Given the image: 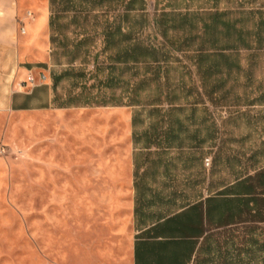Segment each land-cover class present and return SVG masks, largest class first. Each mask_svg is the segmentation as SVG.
Instances as JSON below:
<instances>
[{"label":"trees","instance_id":"16d2710c","mask_svg":"<svg viewBox=\"0 0 264 264\" xmlns=\"http://www.w3.org/2000/svg\"><path fill=\"white\" fill-rule=\"evenodd\" d=\"M50 1L55 64H96L89 86L83 68L69 67L55 77L57 83L73 76L81 85L61 106L133 107L135 125L145 127L146 147H217L212 174L227 164L232 171L224 183L235 182V156L228 142L219 143L221 129L210 104L235 107V70L242 68L235 55L264 48V12L235 10L223 0H167L164 6L158 2L151 17L147 0ZM233 190L240 196L224 190L197 204L206 206L212 231L199 247L201 264H264V239L257 233L264 222V169ZM234 220L255 225L240 237L213 231ZM180 245H149L137 251L138 264H186L193 251Z\"/></svg>","mask_w":264,"mask_h":264},{"label":"crops","instance_id":"0c3cea01","mask_svg":"<svg viewBox=\"0 0 264 264\" xmlns=\"http://www.w3.org/2000/svg\"><path fill=\"white\" fill-rule=\"evenodd\" d=\"M245 3L251 5L256 0H241L242 5L235 6V10L264 12V6L247 8ZM51 17L50 0H0V151H5L9 145L14 149L12 131L16 113L38 111L48 115L53 111V103L57 100L55 93L64 79L68 80L70 88L64 100L59 97L62 99L61 103L66 101L69 93L80 91L81 85L77 78L62 77L56 83V76H61L69 67L83 68L87 72L85 85L89 86L94 82V62L87 65L75 63L72 66L55 64ZM242 51L250 54L259 52L241 50L235 56H240ZM246 72L247 81H251L250 67ZM30 73L36 76L44 73L47 80L36 87L24 88L21 84ZM61 103L56 106L59 113L96 107H63ZM235 105L245 110L263 107L264 101L249 100ZM243 118L248 123L256 121L249 113ZM149 122L147 120L146 124ZM26 123L22 122L24 125ZM130 124L132 144L123 152L125 160L120 158L119 163H107L98 168L95 164L88 165V172L91 173L88 175L90 219L84 226L87 229L86 239L73 248L74 259L86 260V264H138L137 251L143 253L149 245L172 241L181 243L180 246L189 254L193 251L192 258L186 264H201L196 259L198 250L204 238L212 231L207 223L206 206L198 209L197 204L206 202L209 197L224 190L229 193L226 196H240L233 190L234 185L264 169V166H250L241 158H255L256 144L248 147V150L236 147L235 155L231 154L235 156V182L225 185V176L232 171L229 165L223 163L220 170L212 174L217 147L187 145L179 148L151 143L148 148L145 146L147 139L143 135L145 127L134 123V110ZM181 136L185 138L186 133ZM249 136H252L251 133L235 132V143L239 145V140L248 139ZM259 139L264 140V135L259 136ZM220 141L219 138V143ZM258 145L259 148L263 147L261 143ZM208 155L213 159L210 167L205 162ZM8 169L14 179L16 170L13 166ZM25 171L23 169L24 174ZM213 181L214 184L211 185ZM15 196L14 193L13 197ZM252 225L255 223H235L234 220L213 231H233L235 237H240L248 235L251 229L246 227ZM258 225L261 228L257 233H262L264 239V222H259ZM0 264H4L1 259Z\"/></svg>","mask_w":264,"mask_h":264},{"label":"rangeland","instance_id":"374dc122","mask_svg":"<svg viewBox=\"0 0 264 264\" xmlns=\"http://www.w3.org/2000/svg\"><path fill=\"white\" fill-rule=\"evenodd\" d=\"M166 1L147 0L149 15L154 16L158 2L164 6ZM240 4L241 0H223L222 5ZM244 6H264V0ZM239 57L242 69L235 70V104L264 101V49L253 54L242 51ZM249 67L251 81L246 75ZM69 85L65 79L60 83L48 115L16 113L14 149L9 145L0 151V259L4 264H86V260L74 259L73 248L87 237L88 165L98 168L119 163L132 144L133 107L96 106L57 112ZM210 108L221 129L220 139L228 142L225 149L235 155L237 146L248 150L256 144L255 158H241L250 166H264V140L259 139L264 135V106L244 110L236 105L210 104ZM247 113L254 117V123L243 118ZM235 132L252 136L239 140L238 145ZM11 166L16 170L14 179L8 169Z\"/></svg>","mask_w":264,"mask_h":264},{"label":"built area","instance_id":"2783aa9c","mask_svg":"<svg viewBox=\"0 0 264 264\" xmlns=\"http://www.w3.org/2000/svg\"><path fill=\"white\" fill-rule=\"evenodd\" d=\"M46 80H47V76L44 73L38 76H36L34 73H30L29 76L27 77V80L23 82L21 86L24 88L27 86H30L33 88L42 83H45ZM205 162H206V165L210 167L212 163V158L211 157L207 158Z\"/></svg>","mask_w":264,"mask_h":264}]
</instances>
